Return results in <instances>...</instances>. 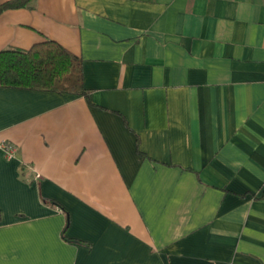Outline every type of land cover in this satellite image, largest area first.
Instances as JSON below:
<instances>
[{"label": "crops", "instance_id": "1", "mask_svg": "<svg viewBox=\"0 0 264 264\" xmlns=\"http://www.w3.org/2000/svg\"><path fill=\"white\" fill-rule=\"evenodd\" d=\"M45 39L88 95L0 86V264H264V0L0 13Z\"/></svg>", "mask_w": 264, "mask_h": 264}, {"label": "trees", "instance_id": "2", "mask_svg": "<svg viewBox=\"0 0 264 264\" xmlns=\"http://www.w3.org/2000/svg\"><path fill=\"white\" fill-rule=\"evenodd\" d=\"M33 0H6V9L27 8ZM0 86L41 90L87 97L83 83L82 59L52 39L28 49L7 47L0 50Z\"/></svg>", "mask_w": 264, "mask_h": 264}, {"label": "built area", "instance_id": "3", "mask_svg": "<svg viewBox=\"0 0 264 264\" xmlns=\"http://www.w3.org/2000/svg\"><path fill=\"white\" fill-rule=\"evenodd\" d=\"M0 146L2 147L3 149V152L5 154V156L7 158H10L12 156H14L15 154V146L9 142H6V141H2L0 143Z\"/></svg>", "mask_w": 264, "mask_h": 264}]
</instances>
